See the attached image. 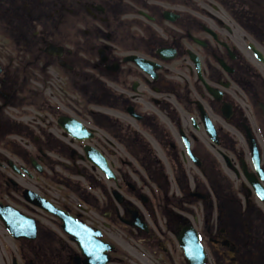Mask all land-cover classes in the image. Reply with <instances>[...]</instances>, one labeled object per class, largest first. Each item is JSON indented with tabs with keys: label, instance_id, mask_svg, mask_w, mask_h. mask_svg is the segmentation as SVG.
I'll return each mask as SVG.
<instances>
[{
	"label": "flooded vegetation",
	"instance_id": "1",
	"mask_svg": "<svg viewBox=\"0 0 264 264\" xmlns=\"http://www.w3.org/2000/svg\"><path fill=\"white\" fill-rule=\"evenodd\" d=\"M0 264H264V0H0Z\"/></svg>",
	"mask_w": 264,
	"mask_h": 264
}]
</instances>
